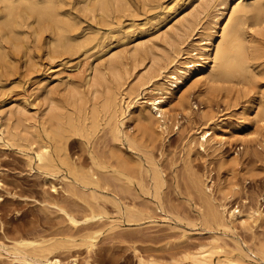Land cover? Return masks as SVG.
I'll use <instances>...</instances> for the list:
<instances>
[{
  "label": "rangeland",
  "instance_id": "1",
  "mask_svg": "<svg viewBox=\"0 0 264 264\" xmlns=\"http://www.w3.org/2000/svg\"><path fill=\"white\" fill-rule=\"evenodd\" d=\"M162 1L127 0L128 4L123 2L120 7L110 4L104 13L78 9L79 27L74 32L84 36L95 30L105 37V46L97 58L93 53L98 47L87 52L80 47L60 49L47 56L42 37L37 38L30 30L24 40L1 39L9 62L0 61V128L8 131L0 139V264H22L21 256L13 249L14 239L19 235L73 238L72 243L68 242V246L56 252L63 260L69 254L77 255V264H180L198 244L216 245L213 248L215 260L217 256L231 254L250 264H264V112L258 118L250 113L253 103L264 100V22L245 25L258 50L257 75L251 80L221 83L203 82L196 73L190 75L176 93L164 101L167 116L163 128L156 117L151 124L136 118L137 102L149 97V91L141 90L131 99L129 114L126 113L127 103L118 100L117 95L121 127L127 135L136 138L140 146L131 148L126 142L120 145L124 158L130 160L126 161L133 181L131 186H119L118 181L109 178L108 185L100 190L104 198L97 203L103 209L100 219L85 223L79 217L77 227L69 224L61 207L80 215L83 206L69 195L65 173L59 171L51 175L39 168L33 158L34 143L24 139L33 140L31 132L36 129L35 120L41 121L48 115L53 102L71 108L66 102L70 85L59 86L53 80L58 72L73 75L84 93H78L76 98L80 102L86 99L87 106L102 103L107 85L117 84L102 65L114 53H121L124 62L119 66L123 82L119 89L131 90L145 77L154 76L158 67L154 59L161 54L168 56L159 62L165 65L174 51V40L168 39L165 33L200 4L196 2L193 8L185 6L175 19L157 24L161 15L157 2ZM230 1L228 8L233 3ZM208 12L212 14L213 8H208ZM130 18L135 19L136 25L126 29L124 42L116 29ZM143 21L145 24L141 25ZM189 39L191 37L180 45L186 47ZM152 40L154 45H150ZM136 44L147 45V48L133 57L132 47ZM95 63L104 72L103 82L97 86L92 81L84 85V78L93 75L89 67L91 64L94 67ZM46 74L50 78L40 80ZM45 83L53 87V97L45 96ZM36 126L41 128L40 124ZM205 129H209L210 135L201 145ZM107 130L98 132L99 137L92 143L95 148L106 146L108 149V145H114ZM11 135L18 140L8 139ZM67 149L78 162L83 164V161L85 167L88 165L86 145L80 142L79 136L70 137ZM147 157L152 158L161 172L157 197L147 172L143 174V186L137 184L140 179L137 161L149 169ZM198 180L206 186L218 210L221 211L222 204L226 206V211L220 212L221 224L210 215L205 218L208 204L206 206L207 199L197 189ZM235 207L243 215L254 210V215L241 222L240 213L230 217V210ZM88 232L95 237L94 243L86 247L82 239ZM40 258L39 264H45L44 258Z\"/></svg>",
  "mask_w": 264,
  "mask_h": 264
},
{
  "label": "bare ground",
  "instance_id": "2",
  "mask_svg": "<svg viewBox=\"0 0 264 264\" xmlns=\"http://www.w3.org/2000/svg\"><path fill=\"white\" fill-rule=\"evenodd\" d=\"M123 2L127 3V0H0V61L8 64V60L6 61L8 54L1 39L4 37L10 41H15L17 38L27 39L28 30L32 31L31 33L35 34L34 36L37 38L42 37V41L46 45L44 54L47 56H51V53L58 52L60 49L72 50L80 47V49L84 48V52H87L93 47H98L93 53L94 58H97L96 55H100L101 48L105 46V37L95 30L84 36H79L77 32H74L79 27L76 11L78 9L90 12L101 10L104 13L109 9L110 4L120 7L125 4ZM196 2H200L199 6H195ZM229 2L231 1L164 0L159 4L157 2V5L161 7V15L157 24L175 19L185 6L192 8L195 6L194 10L174 25L171 31L165 33L168 39L174 40L172 43L173 54L169 55L170 58L165 65H161L159 62L162 58L167 59V55L165 57L161 54L155 58L154 62L158 64L157 73L154 76L145 77V80L131 90L119 89L123 83L120 81L119 71V66L124 63L123 55L114 53L109 56L105 64L102 65L114 76L117 84L107 85L105 100L102 103L93 102L91 106H87L86 99L78 101L76 95L78 93L84 95V93L80 89L81 85L76 84L71 73L58 72L53 76L55 84L70 85L68 88L69 97L66 102L71 104L69 106L71 108L68 109V106L66 107L61 102H53L48 115L41 121L35 120L36 129L31 132L33 140L24 139L30 144L34 143L31 148L34 153L33 158L39 168L51 175L59 171L65 173L64 178L67 179L69 195L74 198L75 202L83 206L84 210H81L80 215L83 214L81 216L72 209L70 211V209L61 207L71 226L77 227L79 217L87 223L103 216V209L97 203L99 199L104 198L100 190L108 185L109 178L118 181L119 186H131L133 181L127 164V161L130 160L124 158L120 145L126 142L129 147L138 148L140 144L136 138L127 135L121 127L123 121L117 117V95L120 96L118 100L121 99L127 103L126 113L129 114L131 99L137 97L141 90L149 91L151 93L149 97H143L142 101L137 102L136 118L151 124L152 118L156 117L158 125L163 128L167 116L164 101L167 96H173L190 75L196 73L203 82L215 83L232 82L235 79L251 80L257 75V73L255 75V60L258 58V50L252 39L249 38L245 25L246 23L259 25L264 22V0H233L228 8ZM217 5L218 7H216ZM208 8H213L212 14L208 12ZM140 24H145V21ZM134 25H136L135 19L130 18L127 23L117 27L116 31L121 35L119 38L125 42L128 34L126 29ZM188 37L191 39L186 47L181 46L180 44ZM37 38L34 37V40ZM154 44L155 41L152 40L150 45ZM150 45H148L149 50L153 52ZM146 48L147 45L136 44L132 47L131 55L137 57ZM93 66L91 64L89 67L93 70V75L84 78V85L88 86L92 81L97 86L103 82L104 72L96 63ZM49 78L50 76L46 74L40 80L46 81ZM47 85L48 83L44 84L43 92L45 96L53 97L54 89ZM125 98L128 99L125 100ZM262 111L264 112V100L251 105L250 113L253 114V117L258 118ZM36 124H40L41 128L38 129ZM106 127L109 128V131L105 129ZM102 130H104L103 132L107 130L110 141L114 144L111 147L108 145V149L105 146L106 152L104 148L98 149L92 144L94 139L99 137L98 132ZM7 132V128L1 127L0 139ZM73 135L79 136L80 142L86 145L89 158L88 167H85L86 164L84 165L83 161V164L80 163V160L78 162L68 152L67 142ZM209 135V129L202 132L201 145L209 139ZM14 136H8V139L16 142L18 138ZM108 141L107 143H109ZM100 150H103L104 153ZM147 161L150 164L149 169H145L144 164L137 161L138 165H136L140 176V179H137V184L143 186V174L147 172L154 195L157 197L162 179L161 172L151 157H147ZM197 182V189L207 199V201L204 199L207 202L206 206L208 204L205 218H209L210 215L211 219H215L221 224L220 212L226 211V206L222 204L221 211L218 210L209 198L206 186L199 180ZM97 207L102 210L99 211L100 209L98 210ZM237 213H240V210L235 207L230 210L229 214L230 217H235ZM239 215L243 222L246 218L254 215V210L251 214L240 213ZM93 237L95 235L91 232L83 235L82 242L86 247L94 243ZM73 241L74 239L70 237L46 239L39 236L19 235L14 239L13 249L15 254L21 256L19 259L22 264H39L40 257L44 258L45 264H77V255L69 254L68 258L63 260L58 257L56 252V250L68 246V242L72 243ZM215 246L213 244L211 246L198 244L189 251L187 260L180 264H250L240 256L231 254L217 256L215 260L213 258Z\"/></svg>",
  "mask_w": 264,
  "mask_h": 264
}]
</instances>
